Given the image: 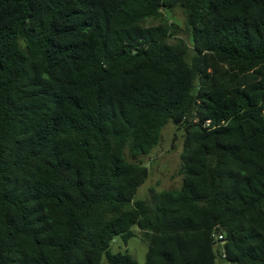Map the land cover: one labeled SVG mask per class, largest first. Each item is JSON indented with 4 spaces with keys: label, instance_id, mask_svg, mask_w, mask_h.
<instances>
[{
    "label": "trees",
    "instance_id": "1",
    "mask_svg": "<svg viewBox=\"0 0 264 264\" xmlns=\"http://www.w3.org/2000/svg\"><path fill=\"white\" fill-rule=\"evenodd\" d=\"M169 121L182 184L135 200ZM134 225L146 264H264V0H0V264H138Z\"/></svg>",
    "mask_w": 264,
    "mask_h": 264
},
{
    "label": "rangeland",
    "instance_id": "2",
    "mask_svg": "<svg viewBox=\"0 0 264 264\" xmlns=\"http://www.w3.org/2000/svg\"><path fill=\"white\" fill-rule=\"evenodd\" d=\"M170 22H174L175 35L170 41L178 38L183 39L191 47L189 30L185 23V16L181 8L177 7L167 11ZM149 23H155L150 20ZM182 128H178L172 121H169L162 129V140L153 148L149 155L143 156L142 160L147 164L149 173L144 183L138 188L134 199H146L149 197L150 189L157 191L170 188H179L182 184L183 175L180 171L181 152L183 149ZM135 235L125 241L121 236L114 239L111 249L113 252H124L133 255L138 264H146L148 242L140 235L137 225L133 226ZM102 264H108L104 259ZM218 264H228L218 259Z\"/></svg>",
    "mask_w": 264,
    "mask_h": 264
}]
</instances>
